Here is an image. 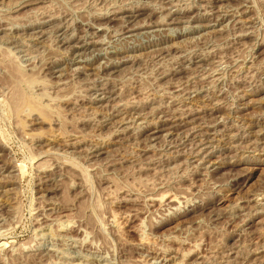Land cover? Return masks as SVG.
Returning a JSON list of instances; mask_svg holds the SVG:
<instances>
[{
	"label": "rangeland",
	"instance_id": "obj_1",
	"mask_svg": "<svg viewBox=\"0 0 264 264\" xmlns=\"http://www.w3.org/2000/svg\"><path fill=\"white\" fill-rule=\"evenodd\" d=\"M0 264H264V0H0Z\"/></svg>",
	"mask_w": 264,
	"mask_h": 264
},
{
	"label": "bare ground",
	"instance_id": "obj_2",
	"mask_svg": "<svg viewBox=\"0 0 264 264\" xmlns=\"http://www.w3.org/2000/svg\"><path fill=\"white\" fill-rule=\"evenodd\" d=\"M236 1H237V0H236ZM119 10H121V11H117V10H116L117 13H121L122 15H125L124 17H126V18H131V17H134V16H135V15L132 14V11H129V9H124V10H125V11H129V12H131V13H126V12H125V13H124V12L122 13V9L119 8ZM133 10H134V9H133ZM112 12H113V11H112ZM131 14H132V15H131ZM107 18H108V17H107ZM127 23H128V22H127ZM84 24H85V23H84ZM122 26H123V25H122ZM93 27H94V26H93ZM129 30L131 31V29H129ZM129 30H128V31H129ZM87 36H88V34H87ZM177 36H178V35H177ZM32 38H33V37H32ZM84 42H85V41H84ZM63 43H64V42H63ZM57 63H58V62H57Z\"/></svg>",
	"mask_w": 264,
	"mask_h": 264
}]
</instances>
